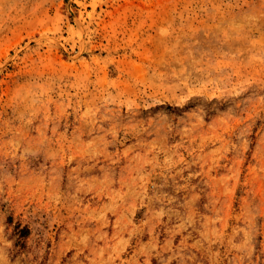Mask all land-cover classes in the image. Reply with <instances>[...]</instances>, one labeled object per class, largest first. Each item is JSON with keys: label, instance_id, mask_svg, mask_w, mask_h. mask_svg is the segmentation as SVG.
<instances>
[{"label": "rangeland", "instance_id": "374dc122", "mask_svg": "<svg viewBox=\"0 0 264 264\" xmlns=\"http://www.w3.org/2000/svg\"><path fill=\"white\" fill-rule=\"evenodd\" d=\"M0 264H264V0H0Z\"/></svg>", "mask_w": 264, "mask_h": 264}, {"label": "trees", "instance_id": "16d2710c", "mask_svg": "<svg viewBox=\"0 0 264 264\" xmlns=\"http://www.w3.org/2000/svg\"><path fill=\"white\" fill-rule=\"evenodd\" d=\"M20 231L23 235L27 234L28 232L27 228H22Z\"/></svg>", "mask_w": 264, "mask_h": 264}]
</instances>
